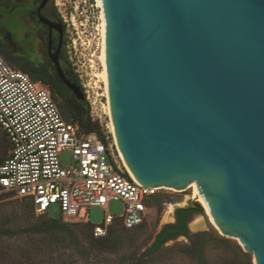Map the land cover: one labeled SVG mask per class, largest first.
<instances>
[{"label": "water", "instance_id": "water-1", "mask_svg": "<svg viewBox=\"0 0 264 264\" xmlns=\"http://www.w3.org/2000/svg\"><path fill=\"white\" fill-rule=\"evenodd\" d=\"M103 5L107 105L132 175L176 189L195 181L223 234L264 264V0ZM61 45L50 58L83 99Z\"/></svg>", "mask_w": 264, "mask_h": 264}, {"label": "rangeland", "instance_id": "rangeland-1", "mask_svg": "<svg viewBox=\"0 0 264 264\" xmlns=\"http://www.w3.org/2000/svg\"><path fill=\"white\" fill-rule=\"evenodd\" d=\"M98 5V0H52L53 11L62 18L65 60L84 91L91 118L100 122L112 156L120 160L107 109L105 83L100 75L103 71L102 7ZM3 28L0 20V38L8 46L11 32ZM14 43L18 45L16 48L8 46L11 54L40 64L49 61L41 35L30 41V48H25L18 40ZM59 101L63 116L70 119ZM6 146H9L7 138L0 128V163L5 160ZM60 157L63 165L71 164L69 151L62 152ZM192 195V188L182 191L161 188L150 200L148 218L143 224L126 229L116 220L106 239L98 240L87 222L63 220L56 205L51 206L48 213H40L31 200L0 192V264H249L237 253L238 240L216 228L204 206ZM194 200L202 211L190 215L188 227L191 233L208 234L203 239L204 259H191L183 253L182 245L190 244V239L184 235L167 241L158 252H148L147 248L162 227L175 221L176 209L194 207ZM124 208L123 200L112 198L106 208L90 207L88 217L91 224H102L107 213L119 218ZM194 220L199 223L194 225ZM211 235L224 237L226 241L216 240ZM248 255L253 263L252 254Z\"/></svg>", "mask_w": 264, "mask_h": 264}, {"label": "built area", "instance_id": "built-area-1", "mask_svg": "<svg viewBox=\"0 0 264 264\" xmlns=\"http://www.w3.org/2000/svg\"><path fill=\"white\" fill-rule=\"evenodd\" d=\"M0 128L9 142L0 163V192L31 200L40 213L56 205L71 222L91 223L90 207L123 200L122 216L107 213L102 224H92L96 237L107 235L116 220L133 229L148 218L149 202L161 188L137 181L96 132H83L63 116L47 85L1 55ZM64 151L72 157L68 166L61 161Z\"/></svg>", "mask_w": 264, "mask_h": 264}, {"label": "trees", "instance_id": "trees-1", "mask_svg": "<svg viewBox=\"0 0 264 264\" xmlns=\"http://www.w3.org/2000/svg\"><path fill=\"white\" fill-rule=\"evenodd\" d=\"M57 19L62 22L60 14L54 12ZM0 55L3 56L12 66L20 69L36 81L47 85L51 90L55 100L59 101L61 106H64L65 110L70 116L69 121L77 122L83 132L90 133L96 132L104 141L103 130L101 124L98 120H93L89 114L88 104L85 99H78L76 96H69L67 93L66 86L59 79L55 73V68L51 62L36 64L30 61L28 58L20 55L9 54L6 52L0 41ZM8 141V140H7ZM9 144V142H8ZM9 146L5 147L4 152L7 156V151ZM6 158V157H5ZM12 194V192H9ZM202 211V207L197 203L194 207H181L177 208L175 211V221L165 224L162 229L156 234L152 244L147 248L148 252H158L162 249L163 245L180 235L187 236L190 239V244L182 245L183 253L189 257L196 260H203L204 255V237L208 235L207 233H191L188 227V220L193 212ZM91 226V231L93 233V225ZM94 235V234H93ZM107 236V235H106ZM106 236L96 237L98 240L106 239ZM216 240L226 241V238L220 236L211 235ZM239 255L243 256L245 261L249 264H253L248 253L245 252L241 246H236Z\"/></svg>", "mask_w": 264, "mask_h": 264}, {"label": "flooded vegetation", "instance_id": "flooded-vegetation-1", "mask_svg": "<svg viewBox=\"0 0 264 264\" xmlns=\"http://www.w3.org/2000/svg\"><path fill=\"white\" fill-rule=\"evenodd\" d=\"M0 7L3 9L0 11L1 25L4 27L3 29H7L11 32V37H8V46L11 49L18 46H16V43H14L15 40L22 42L25 48H30L28 45L30 41L33 38H37L39 35H41L44 38L45 48L49 59L48 62H51L55 68L54 63L50 58V51L54 53L56 50H58L61 42L62 45L59 49V60L64 70V75L69 81H76L80 86L76 75L73 73L72 68L70 67V64L65 60L64 57L63 32L62 38H60L59 31L51 27L49 23L53 22L61 24L52 9V0H1ZM0 41L4 50L11 54V49L6 46L5 43H3L1 38ZM55 73L57 74L56 69ZM62 83L64 84V82ZM66 88L68 95L75 97L74 93H72L67 86ZM80 89L84 95V91L82 90L81 86ZM83 99H86L85 95Z\"/></svg>", "mask_w": 264, "mask_h": 264}, {"label": "bare ground", "instance_id": "bare-ground-1", "mask_svg": "<svg viewBox=\"0 0 264 264\" xmlns=\"http://www.w3.org/2000/svg\"><path fill=\"white\" fill-rule=\"evenodd\" d=\"M99 1V5L98 6H101L102 7V50H101V60H102V64H103V71L100 73L104 83H105V92H106V96L108 98V90H109V82H108V73L106 71V68H105V54H106V18H105V13H104V5H103V0H98ZM107 109H108V113L111 117V114H110V111H109V108H108V105H107ZM112 120V119H111ZM111 129H112V132L114 134V137H115V133H114V127H113V124L111 125ZM115 142H116V145H117V149L119 151V154L126 166V168L129 170V172L131 173L130 171V168L128 166V164L126 163V161L124 160V157L120 151V148L117 144V140H116V137H115ZM132 174V173H131ZM133 176V175H132ZM134 177V176H133ZM135 178V177H134ZM160 188H165V189H169V190H173V191H182L184 189H188V188H192L193 189V195L192 197L197 200L198 202H200L204 208L206 209V212L208 213L209 215V218H210V221L215 225L216 228H218L221 232V228L216 224V222L214 221L213 217H212V214L210 212V209L204 199V196L203 194L201 193L197 183L195 181H192L191 183H189L186 187H184L183 189H176V188H173V187H168V186H161ZM195 221V220H194ZM193 222V221H192ZM199 223V220H196L194 222V225L195 224H198ZM203 226V225H202ZM201 227V226H200ZM204 227V226H203ZM201 227V228H203ZM223 233V232H222Z\"/></svg>", "mask_w": 264, "mask_h": 264}]
</instances>
